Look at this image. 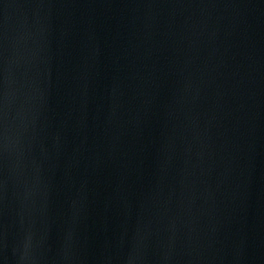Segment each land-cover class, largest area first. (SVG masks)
<instances>
[{"label": "water", "instance_id": "obj_1", "mask_svg": "<svg viewBox=\"0 0 264 264\" xmlns=\"http://www.w3.org/2000/svg\"><path fill=\"white\" fill-rule=\"evenodd\" d=\"M0 264H264V0H0Z\"/></svg>", "mask_w": 264, "mask_h": 264}]
</instances>
